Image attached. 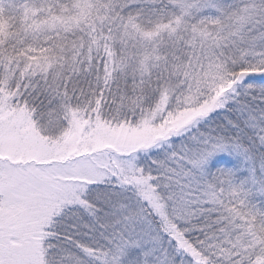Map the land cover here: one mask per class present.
<instances>
[{
	"label": "snow or ice",
	"instance_id": "6c2138e0",
	"mask_svg": "<svg viewBox=\"0 0 264 264\" xmlns=\"http://www.w3.org/2000/svg\"><path fill=\"white\" fill-rule=\"evenodd\" d=\"M0 264H264V0H0Z\"/></svg>",
	"mask_w": 264,
	"mask_h": 264
}]
</instances>
